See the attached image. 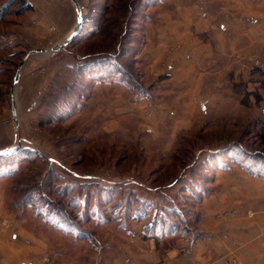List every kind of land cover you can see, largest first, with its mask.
I'll return each instance as SVG.
<instances>
[{
	"label": "rangeland",
	"instance_id": "374dc122",
	"mask_svg": "<svg viewBox=\"0 0 264 264\" xmlns=\"http://www.w3.org/2000/svg\"><path fill=\"white\" fill-rule=\"evenodd\" d=\"M24 1L0 0V148L21 140L0 160V229L37 247L27 264H163L201 236L203 200L233 194L223 178L264 175V0H77L83 36L55 53L34 51L63 39ZM166 209L170 236L125 232Z\"/></svg>",
	"mask_w": 264,
	"mask_h": 264
},
{
	"label": "crops",
	"instance_id": "0c3cea01",
	"mask_svg": "<svg viewBox=\"0 0 264 264\" xmlns=\"http://www.w3.org/2000/svg\"><path fill=\"white\" fill-rule=\"evenodd\" d=\"M57 1L49 3L41 0L33 18L35 24H39V32L42 29L40 24L51 21L55 23L56 39L62 40L74 28L73 21L77 22V16L75 7H72L73 13H70L64 0ZM261 10L264 11V4ZM39 34L43 35V29ZM238 172L237 175L230 173L227 177H222L227 182L224 185H229L233 194L227 191L230 196H220L216 198V203L212 201L207 204V200H203V210L199 213V218L203 219L201 227L204 228V224L208 223L213 225L212 229L206 232L201 228L197 234L201 236L194 242L179 240L177 247L169 252L163 264H230L228 256L238 258L243 264L260 262L264 255V175L253 176L242 169ZM149 214L143 219L131 220L135 222L125 232L131 235L132 241L139 242L140 238L136 237H144L145 232H151V228H147L148 225H152V228L159 225L155 216L150 217L149 223ZM148 238L156 239V232ZM34 249L37 247L27 242L13 244L7 231L0 229V264H27L26 257L35 252ZM177 250L180 254L178 257ZM55 261L57 264H71L64 263L69 261L62 257H57ZM55 261L52 264H55Z\"/></svg>",
	"mask_w": 264,
	"mask_h": 264
},
{
	"label": "trees",
	"instance_id": "16d2710c",
	"mask_svg": "<svg viewBox=\"0 0 264 264\" xmlns=\"http://www.w3.org/2000/svg\"><path fill=\"white\" fill-rule=\"evenodd\" d=\"M13 1H15L14 3L18 4V8L17 9H22V10L24 9L23 11H27V10H30L31 9L30 5L26 4L24 0H13ZM12 3L13 2L10 1L7 6L11 5ZM7 6H5V7H7ZM5 7H3V8H5ZM20 13H22V12H20ZM83 30H85L84 29V26H82L80 32L77 35H75V37L73 39L83 36ZM95 69H96L95 67H87V68H85V72L88 73V74H90V78H92V79H96V80L102 79L103 75L100 72L102 70H105V68H102L101 67L99 69V71H95ZM121 69H119V67H117V65L116 66H112L111 69H110V74H113L114 75L116 73H122L123 70H121ZM120 70H121V72H120ZM97 72H99V75H97ZM16 154H17L16 151L14 153H11V154L7 155V156L0 154V160H1V162H6L7 164L8 163L11 164V163H13V161H15V157H13V156L16 155ZM243 171H245V170H243ZM246 173H248V172H246ZM248 174L252 175L251 173H248ZM256 176H263V174H256ZM125 208L127 210L128 209V206L126 205ZM128 210H129L128 212H134L135 210H138V207L137 208H133L131 210L128 209ZM166 210L167 211L169 210L167 212V215H169V217L172 218L171 219L172 221L167 222L166 221L167 219H166V220H164V222H162V223L160 222L159 225L156 228H152V225H151V227H150L151 228V233H153L155 231L157 232V230H158L157 228H159V230H162L163 233H161V234H163L165 236H170L172 233H174V231H173V228L175 227V221L174 220L177 219L176 221H179L180 219H182L181 213L179 211H177V209H166ZM56 212H58V211H56ZM146 214H148V213H145V215ZM145 215H139V214H136L135 215V213H134L131 216V214H130L131 220L132 219L133 220L143 219ZM158 219H159V216L157 217V221H158ZM164 232H165V234H164Z\"/></svg>",
	"mask_w": 264,
	"mask_h": 264
},
{
	"label": "water",
	"instance_id": "95a60500",
	"mask_svg": "<svg viewBox=\"0 0 264 264\" xmlns=\"http://www.w3.org/2000/svg\"><path fill=\"white\" fill-rule=\"evenodd\" d=\"M72 3L74 5V7H75L76 16H77L76 26H74L72 31H70L59 44H57L55 46H52L49 49H35L34 51H38V52H48L49 51V52L55 53V52L63 49L64 47H66L70 43V41L75 37V35H77L80 32V30L82 28L83 21H84V17H83V14H82V8L79 5L77 0H72ZM32 52H33L32 50L28 51L22 57V59L20 61V64L17 67V70L15 72V75H14V78H13V83L18 81L21 68H22L23 64L25 63V61L28 59L29 55ZM10 104H11V114H12L14 120H16V118H15L16 108H15L14 97H13V93L12 92H11ZM20 141H21L20 138L17 136L16 137V146H14L12 148H8V149L0 148V154L7 156V155H9L11 153H14L17 150V148L19 147Z\"/></svg>",
	"mask_w": 264,
	"mask_h": 264
},
{
	"label": "built area",
	"instance_id": "2783aa9c",
	"mask_svg": "<svg viewBox=\"0 0 264 264\" xmlns=\"http://www.w3.org/2000/svg\"><path fill=\"white\" fill-rule=\"evenodd\" d=\"M224 214H225V213H224ZM231 264H241V263L238 261V259L233 258Z\"/></svg>",
	"mask_w": 264,
	"mask_h": 264
}]
</instances>
